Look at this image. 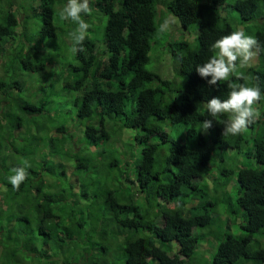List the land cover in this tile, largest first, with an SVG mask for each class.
I'll use <instances>...</instances> for the list:
<instances>
[{
    "label": "trees",
    "instance_id": "16d2710c",
    "mask_svg": "<svg viewBox=\"0 0 264 264\" xmlns=\"http://www.w3.org/2000/svg\"><path fill=\"white\" fill-rule=\"evenodd\" d=\"M66 4L67 0H0V69L4 72L0 77V218L7 217L5 225L0 223V244L16 245L29 256L43 258L34 250L41 237L63 247L73 240L86 252L79 264H108L109 257L98 252L103 249L105 253L113 237L121 240L126 264H189L205 236L196 229L215 226V204L207 193L210 181L219 189L226 188L237 171L244 235L226 232L212 264H264V113L258 108L261 103L264 107V98L254 105L255 122L238 135H222L227 115L212 120L209 129L201 128L205 120L212 119L204 103L214 97L227 99L229 83L258 86L264 96V52L255 57L257 62L237 67L228 81L217 86H209L196 72L214 54L211 45L236 31L231 9L238 11L242 22L256 21L261 28L254 36L264 45V0H89L91 12L82 13L81 18L90 27L83 43L76 46L83 50L75 53L70 34L77 24L60 18ZM171 14L180 25L171 21L169 29L160 32V25L171 20ZM154 51H162L171 62L170 77L147 67ZM30 77L37 79L36 91L31 89ZM67 102L72 103L77 118L88 119L84 130L92 145L110 140L105 125L109 118L141 130L136 141L142 147L140 155L123 158L135 178L120 172L118 159L109 161L107 156V165L93 156L84 159L79 154L83 146L70 143L60 152L65 153L57 165L62 175L71 169L68 183L45 179L39 183L36 162H31L26 180L13 188L9 183L12 167L23 168L16 158L27 143L30 149L21 152L25 163L44 155L46 145L67 140L66 120L53 119L54 111H67ZM47 122L54 124L49 127ZM166 122L174 129L185 127L180 139L171 138L163 128ZM79 130L73 132L72 141ZM154 136H162L163 142H150ZM12 140L16 145L9 143ZM167 144L168 152H160ZM7 146L12 149L9 156L4 155ZM239 158L254 159L255 164L235 163ZM114 170L130 186L116 184L111 178ZM60 185L63 192L69 191L66 197L73 196L71 202L69 198L57 202L49 193V188ZM8 188L5 197L14 194L9 204L1 200ZM156 197L161 201L155 203ZM188 197L203 205L179 206ZM82 199L92 200L85 207ZM99 199L106 203L105 219L89 227ZM69 208L79 209L80 215L66 226ZM33 216L38 218L36 229L30 228ZM15 221L21 223L20 228H14ZM118 227L124 229L122 236L116 233H120ZM29 230L40 236L29 235ZM25 233L34 243H22L24 236L19 240L17 235Z\"/></svg>",
    "mask_w": 264,
    "mask_h": 264
},
{
    "label": "rangeland",
    "instance_id": "374dc122",
    "mask_svg": "<svg viewBox=\"0 0 264 264\" xmlns=\"http://www.w3.org/2000/svg\"><path fill=\"white\" fill-rule=\"evenodd\" d=\"M234 1L235 0H228L229 3L234 2ZM261 7L264 9L263 5ZM229 14H230V18L234 21L235 29L236 30L242 29L247 35H255L256 30L261 28L260 26L257 28L258 24H256V21H247V22L243 21L242 22L240 20L239 13L236 10L231 9ZM171 15H172L171 16L172 19L169 20V22L171 23L172 21V23L180 25L177 17H175L173 14ZM192 29H194L195 31L196 27H192ZM194 37H196L195 34H194ZM194 46H196L197 48L198 43H195ZM153 54L154 55L152 56L151 62L147 65V67L150 70L160 71V73H162L164 77L165 76L170 77V70H172V65H170L171 62L167 61L166 60L167 58L165 59L162 56V51L158 53H155L154 51ZM252 61L257 62V59L254 58ZM3 75H4V72L0 69V77H2ZM30 79H31V84H33V87L31 89L32 91H36V88L38 87L37 79L33 77H30ZM57 91L60 92V88ZM67 103H68V107L65 113L62 114L60 112H55V111L53 112V116H54L53 119H55L56 121L62 122L66 120V124L64 125V127L68 129L69 131V135L66 138L67 140L64 142L58 141L57 143H55V146H53V144L48 145V146L46 145L44 148V155L39 151L41 155L36 157L35 160L32 159L30 161V159H27L28 163H25L24 158L26 159V157L25 155H22L21 152L24 149L26 150L30 149V147H27V144H28L27 143L25 147L20 150L21 152L19 153L17 152L18 157L16 158L17 161L20 160L23 162V168L26 169L28 167H31L32 166L31 162H36L35 167H36V172H38V178H39L38 182L39 183L42 182V179H45L46 182L51 181V183L53 182L68 183L69 177L71 176V169H69V171L67 172V175H62L57 165L60 163L61 161L60 159L62 155L65 153V152H62V153L60 152L64 149H68L71 143L72 145L78 144L79 147H81V145L83 146L82 151L84 152L83 153L79 152V154L84 159H87L88 157L92 158L93 156L94 158L99 160L100 163L103 162L106 165L108 164V159L107 161H104V160L107 156L109 157V161H111L112 159H118L120 161V165L118 168H122L120 172H123L126 175H128L126 177H130L129 174H127V172H129L131 177L135 178L134 171L131 168L127 169L126 165L124 164L125 161H123V158L125 154H127L128 157H130L131 155H135V154H137L138 156L140 155V151L142 147L140 145L137 146L136 141H137L138 134L141 133V130L122 126L121 123L112 121L111 118L108 117L110 120L106 119L105 125L107 127V130H109V133H110L109 135L111 137L110 140H104L98 144L96 143L92 145V142H89L88 139L86 138V132H85L88 119L77 118L76 114L72 110V103L70 102H67ZM130 106L131 105H129V107ZM258 108L263 114L264 107L262 103L259 104ZM50 124H54V123L47 122L46 125H48L49 127H52ZM168 125L169 123L167 122L164 123L163 128H165L169 132V134L171 135V138L173 140H176L177 138L180 139L182 137L181 134L185 131V127H178L177 129H174L173 127H170ZM77 130H79L80 132L78 135L74 137L75 140L72 141L71 140L73 136L72 134L73 132ZM150 142L161 144L163 142V138L162 136H154L150 139ZM9 143H12V145H16V142L13 140ZM144 143L148 144L147 141H144ZM86 144H87V147L85 146ZM168 147H169V144L161 146L159 151L163 152L165 150L167 153ZM59 148H60V151H59ZM11 151H12L11 147L7 146L6 151L4 150V155L9 156ZM58 151H59V155H57ZM232 153L235 154L236 152H233V151L226 152V154L234 156V154ZM35 156H36V152H34V157ZM238 156H239V153L236 154V157ZM239 160H241V164H243V160H244V164L246 166H253L255 164L254 159L245 160L244 158H239L238 160L235 161V163ZM12 168L16 169V167H12ZM96 169L97 171L101 170L100 167H96ZM100 173H101L100 175L102 179V172L100 171ZM97 176L99 175L97 174L96 177ZM66 177H68V179ZM111 178L115 181L116 184L117 182H119V183H124L130 186V183H125L123 179L119 177V172L115 170ZM217 186L218 185L214 184V180L210 181L209 191H207V193L209 194L208 198L212 200V202H214L215 204L214 208H212L213 210L212 215L214 218L215 226L196 229V233H199L201 231L205 236L201 239L200 244L197 248V251L194 257L189 261V264H212V260L214 258L215 252L217 251V247L219 243H221V241L223 240L226 232H231L236 237H241L244 235L242 225L244 224L245 218L243 217V211L238 207V204H237V199L239 196V193H238L239 188H238V183H237V171L234 173V175L229 177L226 188L219 189L221 187L217 188ZM125 189L127 192V188ZM49 190L51 191L49 193L54 197V199L56 198L57 202L61 200L65 202L67 198H69L68 201L71 202V200L73 199V196L66 197V195L69 194V191L67 192V194L63 192L61 185L59 188L51 187L49 188ZM7 193H9V188H8V191L4 193V197L5 195H7ZM82 195L83 194L80 190L78 196L82 197ZM93 195H94V192L92 196ZM10 196L14 197L13 192H10ZM10 196L1 198V200L8 204L9 202L12 203L13 199ZM195 197H191V198L188 197V198L182 199L181 201L178 202V204L179 206H182L185 209H189V207L194 204L198 206H202L203 204H201V202L198 201L197 199L195 200ZM100 199L97 200V204L95 208L93 209V210L96 209V211L92 213V217H90L89 219V223L91 224L89 225V227H92V224H95L98 220L103 221L105 219L106 203ZM91 200L92 199L90 200L82 199L80 200V202H82L83 205L87 207L89 203L91 202ZM157 201H161V199L156 197L155 203ZM28 209H33V207H29ZM79 215H80L79 209H75L74 211L72 208H69V210L67 211V214L65 215L66 216L65 225L71 226L72 221H74L75 218H78ZM30 219H31L30 228L36 229L38 225L37 216H33ZM6 220H7L6 216L2 217L0 218V223L4 224ZM20 225H21L20 222L18 221L14 222V228H20ZM24 225L28 227L27 223L26 224L24 223ZM228 226L231 227V230H228ZM117 230L120 231V233L116 231L117 235L122 236L124 229H121L120 227H118ZM17 231L11 234L13 238L16 237ZM76 232H80V229L77 230L76 228ZM211 232L213 233V235L211 234ZM27 233L29 235H32V230H29ZM27 233L18 234L17 236H20L19 240L21 236L22 237L24 236V238L20 240L22 243H34L32 237L25 238L27 237L26 236ZM6 235L8 236L9 233H6ZM112 235L113 234H109L108 236H112ZM32 236H40V234L37 233L36 235H32ZM101 239L102 237L100 238V240ZM106 240L108 241V237ZM109 240L112 241V243L108 242L110 247L107 249V251L104 253L103 249H101L100 252H98V254L102 256L101 253H103V256H106L104 258L109 257L110 262L108 264H115V263L116 264H126V259H125L126 254L123 251L124 247L122 249L119 248V242H121V240H115L113 237H111V239ZM4 244H0V264H54V262L56 263L60 262L61 264H72V263L79 264L81 263V260L86 254L82 245L76 244L75 241L73 240H67L68 246L63 247L60 242L51 243V241L48 240V242L46 243L44 242V237L43 238L41 237L39 240L35 242L34 250L36 251V253L42 254L43 258H41V256L39 255H37L38 257L29 256L22 247L16 248V245L4 246ZM111 244L113 246H111ZM213 244L215 245L214 249H213ZM255 244L256 243H254V245ZM14 252H15V256H11ZM89 253H90V257H92L91 248H90ZM48 255L50 256V258H45V256L48 257ZM15 258H18V262L16 263H15Z\"/></svg>",
    "mask_w": 264,
    "mask_h": 264
},
{
    "label": "clouds",
    "instance_id": "9594fccd",
    "mask_svg": "<svg viewBox=\"0 0 264 264\" xmlns=\"http://www.w3.org/2000/svg\"><path fill=\"white\" fill-rule=\"evenodd\" d=\"M90 12L89 0H67V4L60 13L62 20H70L77 24L75 31L70 34L74 53L83 50L76 46L83 43L87 29L90 27L81 18V14ZM169 26L170 22L165 20L160 25L159 31L164 32L169 29ZM210 51L214 54L202 66L198 65L196 72L201 78L207 80L209 86H217L228 81L230 75L237 71V67H247L259 53L264 52V45H261L254 35H247L241 29L222 36L211 45ZM238 60L239 65H237ZM228 87L231 91L228 93L227 99L221 100L214 97L204 103V107L212 119L205 120L201 124L203 130L212 126V120L224 115H227L228 119L224 121L223 136L238 135L248 125L255 122L258 112L254 105L264 98L260 88L258 86L246 87L243 84L237 85L235 83H229ZM12 171L15 174L9 177V183L14 189H17L26 180L28 174L25 168H16Z\"/></svg>",
    "mask_w": 264,
    "mask_h": 264
}]
</instances>
